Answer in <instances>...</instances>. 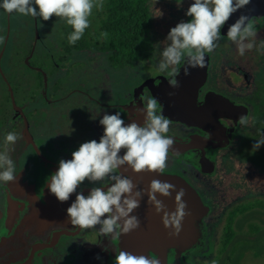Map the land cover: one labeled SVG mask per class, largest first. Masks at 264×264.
<instances>
[{"label": "flooded vegetation", "instance_id": "flooded-vegetation-1", "mask_svg": "<svg viewBox=\"0 0 264 264\" xmlns=\"http://www.w3.org/2000/svg\"><path fill=\"white\" fill-rule=\"evenodd\" d=\"M190 4L177 17L178 23L191 19L185 15ZM9 15L6 13L3 21ZM250 19L256 36L246 43L254 47L246 49L243 56L228 40L223 26L222 39L212 53L205 54L203 68H189L186 76V61L179 65L177 77L185 83L200 82L195 89L196 105H202L208 96L214 98L213 124L200 128L172 121L165 134L173 138L174 145L163 174L186 182L208 210L198 225L199 238L210 230L213 214L216 220L223 218L224 224L234 207H246L249 198L264 197V145L253 149L256 141L264 138V14ZM33 24L35 29L22 31L17 39V100L7 94L6 106L0 104V152L7 149L17 174L12 182H0V264H115L119 239L100 235L99 225L85 230L71 225L66 210L76 193L61 203L49 192L47 183L59 161L72 159L81 143L99 142L104 133L99 120L104 113L120 112L125 123L141 118L139 124H143V114L136 111L145 104L141 98L153 96V89L170 86L171 77L158 70L170 29H161L156 35L152 23L145 50L122 70L128 71V78H122V71L107 64L104 52L76 48L67 35L64 43L68 45L58 53L57 32L39 31L37 19ZM19 48L27 51L20 53ZM3 81L7 85L4 77ZM228 105L235 111H223ZM242 115L248 116L247 125L237 122ZM8 132L20 137L14 145H6ZM204 140L208 143L191 146ZM94 186L103 185L86 180L77 192L87 195ZM248 212L237 215L234 223ZM173 258L170 250L167 264ZM180 264H186L182 256Z\"/></svg>", "mask_w": 264, "mask_h": 264}, {"label": "clouds", "instance_id": "clouds-1", "mask_svg": "<svg viewBox=\"0 0 264 264\" xmlns=\"http://www.w3.org/2000/svg\"><path fill=\"white\" fill-rule=\"evenodd\" d=\"M249 3L250 0H193L185 13L191 19L181 21L170 29L166 37L169 43L163 47L158 62L159 72L171 77L168 82L172 88L179 87L176 79L180 74L179 65L186 61V76L189 68H203L205 54L212 53L222 39L221 28L232 14ZM93 7L94 0H3L0 3V8L9 14L16 12L34 18L40 17L43 21H48L53 16L65 18L66 23L73 28L68 37L71 44L79 41L89 27L88 17ZM161 15L160 11L159 16ZM102 35L107 36V33ZM255 36L256 31L250 17L243 14L227 31L228 40L236 45L241 56L246 49L254 47L253 43L246 41ZM141 99L145 104L136 111L143 114V124H125L120 112L104 113L99 120L104 128L99 142L93 139L81 143L72 152V159H61L58 170L49 176L48 190L59 202L68 201L76 193L75 201L66 210L71 225L78 226L81 230L96 229L99 225L100 235L111 237L112 240L119 239L121 234H128L140 227L139 218L130 214L140 207L146 191L148 203L157 214L163 213L162 223L166 229L171 230L169 235L178 236L181 232L182 222L190 214L186 211L187 204L183 200V188L177 190L172 183L153 179L147 190L134 191L137 186L133 181L119 173L120 167L124 165L135 173H163L169 151L174 145L173 138L165 135L169 132L172 121L163 115V105L150 95ZM237 122L247 125L249 118L242 115ZM19 139L13 132H8L5 136L6 145H14ZM261 145H264V138L257 140L253 149L258 150ZM122 149L124 152L120 155ZM16 179V165L6 149L0 152V182H12ZM86 180L103 186L92 187L87 195L78 193V187ZM106 181L110 183L105 184ZM173 191L176 192L175 211L169 212L157 198V194L169 197ZM115 264H160V261L155 257L120 250L115 255Z\"/></svg>", "mask_w": 264, "mask_h": 264}, {"label": "water", "instance_id": "water-1", "mask_svg": "<svg viewBox=\"0 0 264 264\" xmlns=\"http://www.w3.org/2000/svg\"><path fill=\"white\" fill-rule=\"evenodd\" d=\"M242 14L249 17L264 14V0H250L248 5L232 14L225 23L223 31L227 33L229 26L235 23ZM33 19L36 22V17H33ZM200 76L199 81H202L203 72ZM176 79L179 82L178 88L165 85V87L152 90L153 96L163 105V115L171 119V121L200 128L213 124L216 120V117L213 116L214 111L212 110L214 98L208 96L202 105H196L194 100L195 89L200 82L195 83V80H192L190 84L185 83L182 77H177ZM192 86L194 90L192 88V90L186 91ZM170 93L172 94L170 95ZM10 94L12 95L11 91ZM223 111L231 113L235 109L228 105L223 108ZM131 122L139 124L141 118ZM131 122H126L125 124ZM198 143L207 144L208 141H194L191 143V146H195ZM122 154L123 150H121L120 155ZM119 171L122 176L130 178L137 186L134 191L137 189L147 190L153 179L172 183L176 185L177 190L180 188L184 189L185 195L183 200L187 204L186 211L190 214L184 218L182 229L178 236L169 235L171 230L166 229L162 223L161 217L163 213L157 214L155 212L154 207L148 203L147 192L145 191L140 201V207L130 214L139 218L140 227L128 234H121L119 238V250L144 256H149L148 254L151 253L159 259L160 264H167L168 252L173 250L174 258L171 264H180L182 254L194 247L198 241V225L208 212L207 208L202 205L194 190L176 176L150 172L135 173L127 165L121 166ZM175 195L176 192L173 191L169 197L157 194V198L163 202L167 211L173 212L175 211Z\"/></svg>", "mask_w": 264, "mask_h": 264}, {"label": "rangeland", "instance_id": "rangeland-1", "mask_svg": "<svg viewBox=\"0 0 264 264\" xmlns=\"http://www.w3.org/2000/svg\"><path fill=\"white\" fill-rule=\"evenodd\" d=\"M184 2L174 4L172 2H161L159 0L150 1V11L152 14L153 30L156 35H160L161 29H171L178 23L176 21L177 17L180 16L183 10L189 3L193 0H183ZM3 0H0L2 3ZM104 0H94V7L89 19V27L87 30L89 33L96 31L97 24L95 21V15L100 7H96V4L102 5ZM160 11L162 15H160ZM7 12L0 8V104L3 102V108L6 106L4 101H6L7 94L10 91L13 94L15 100H17V61L16 59V45L18 35L25 30H32L34 28L33 17L28 15L18 14L13 12L9 15V19L5 22V14ZM9 14V13H8ZM36 29L39 31L57 32L58 34V46L56 52H61L62 46H64L65 36L69 35L73 28L66 23L65 18L51 17L48 21H43L42 18L37 17ZM163 27V28H162ZM8 30V31H7ZM22 35V34H21ZM160 39V38H158ZM27 51V48H19V52ZM35 61L32 60V63ZM37 62V61H36ZM27 68H25V71ZM128 71H122L120 76L123 78H128ZM31 77V71L28 73ZM6 79V83L3 81V77ZM3 99L1 100V98ZM1 112V108H0ZM11 114V112H10ZM216 214V213H215ZM214 223L212 224L210 230L205 232L203 238H199L196 245L183 253L182 260L186 264H209L214 255L217 253L218 243L221 237L223 228V218L216 220L215 215L212 216ZM249 223H256L261 231L259 234L250 235L248 232L247 225ZM236 233V238L234 240V245L232 248V263L231 264H264V255L261 257H254L252 250L259 248L264 249V243H262L261 238L264 236V212L259 209H254L238 217L233 224ZM228 252H225L221 256V260H224ZM223 262V261H222Z\"/></svg>", "mask_w": 264, "mask_h": 264}, {"label": "trees", "instance_id": "trees-1", "mask_svg": "<svg viewBox=\"0 0 264 264\" xmlns=\"http://www.w3.org/2000/svg\"><path fill=\"white\" fill-rule=\"evenodd\" d=\"M150 1L104 0L95 15L96 31L91 34L85 29L87 34H83L81 39L72 45L88 50L98 49L106 54V61L110 68L116 71L127 70L139 59L147 45L152 28ZM159 1L179 2L183 0ZM102 33H107V36H103ZM246 209L248 211L259 209L264 212V197L249 198L246 207L239 205L229 211L223 224L216 256L210 264L232 263L231 251L236 238L234 218ZM247 228L250 235L259 234L261 231L256 223H249ZM261 240L264 243V236ZM225 252H228V255L223 262H220L219 256ZM252 254L256 258L261 257L264 255V249H253Z\"/></svg>", "mask_w": 264, "mask_h": 264}]
</instances>
